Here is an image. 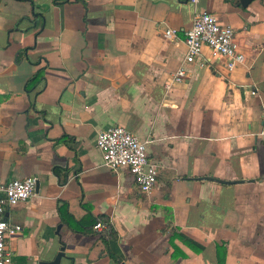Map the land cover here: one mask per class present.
I'll return each mask as SVG.
<instances>
[{"label": "crops", "instance_id": "crops-1", "mask_svg": "<svg viewBox=\"0 0 264 264\" xmlns=\"http://www.w3.org/2000/svg\"><path fill=\"white\" fill-rule=\"evenodd\" d=\"M198 11L246 61L228 71L205 47L167 89ZM118 125L151 140L149 195L103 165L97 135ZM27 177L12 264H264V0H0V180ZM175 233L203 250L176 239L174 258Z\"/></svg>", "mask_w": 264, "mask_h": 264}, {"label": "built area", "instance_id": "built-area-1", "mask_svg": "<svg viewBox=\"0 0 264 264\" xmlns=\"http://www.w3.org/2000/svg\"><path fill=\"white\" fill-rule=\"evenodd\" d=\"M197 5L200 0H191ZM164 36L176 41L178 31L166 29ZM187 54L179 69L172 75L166 88L184 82L188 77L187 66L196 62L205 47L214 58L223 60V67L234 71L244 64L246 56L238 50L235 30L229 25H222L217 17L207 11L195 13L192 27L186 32ZM151 140H142L123 126H112L97 135L96 145L103 155V165L118 171L127 169L134 177L140 191L151 194L158 183L160 166L148 156V144ZM38 179L27 177L11 181L0 180V264H12V253L8 241L20 234L21 225L14 224L6 218V210L28 201L35 195ZM94 230L100 237H107L112 226L105 221H97Z\"/></svg>", "mask_w": 264, "mask_h": 264}, {"label": "trees", "instance_id": "trees-1", "mask_svg": "<svg viewBox=\"0 0 264 264\" xmlns=\"http://www.w3.org/2000/svg\"><path fill=\"white\" fill-rule=\"evenodd\" d=\"M42 78V75H41V72L37 73L30 81H29V84H28V90H32V88L34 86H36L39 81L41 80ZM55 172L56 174L62 178V181L63 180V177H62V171L60 169H55ZM176 239H181L183 240L186 244H188L192 249L198 251V252H201L203 250V247L200 246V245H197V243H195L194 241L186 238L183 234H178V233H175L172 238H171V245L172 247L174 248V252H173V257L174 258H178L179 256H184V254H182V252L180 251L179 247L175 244V240ZM224 251V248L222 246H218V257H219V260L221 262V254L222 252Z\"/></svg>", "mask_w": 264, "mask_h": 264}, {"label": "water", "instance_id": "water-1", "mask_svg": "<svg viewBox=\"0 0 264 264\" xmlns=\"http://www.w3.org/2000/svg\"><path fill=\"white\" fill-rule=\"evenodd\" d=\"M249 0H242L243 4L246 5V3L248 2ZM211 181H217V182H224V183H237V182H240V181H234V182H231V181H222V180H218V179H214V178H207ZM38 189V184L36 186V190ZM64 256V253L63 251L61 253L58 254L56 260L54 261V264H59L60 263V260L61 258Z\"/></svg>", "mask_w": 264, "mask_h": 264}]
</instances>
